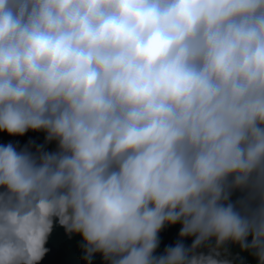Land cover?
Returning a JSON list of instances; mask_svg holds the SVG:
<instances>
[{
  "label": "clouds",
  "instance_id": "1",
  "mask_svg": "<svg viewBox=\"0 0 264 264\" xmlns=\"http://www.w3.org/2000/svg\"><path fill=\"white\" fill-rule=\"evenodd\" d=\"M0 131V264H264V0H0Z\"/></svg>",
  "mask_w": 264,
  "mask_h": 264
},
{
  "label": "trees",
  "instance_id": "2",
  "mask_svg": "<svg viewBox=\"0 0 264 264\" xmlns=\"http://www.w3.org/2000/svg\"><path fill=\"white\" fill-rule=\"evenodd\" d=\"M11 141L18 148L30 145L32 148L44 144V133L41 131H26L20 136H9L0 131V144ZM48 149H54L55 142L45 145ZM235 195V194H234ZM180 224L165 225L158 233V246L156 254L162 253L167 246L175 244L178 239ZM193 237L183 238V244L187 247L191 244ZM48 251L38 264H86L82 259L80 240L77 235H67L64 229L54 222L52 232L45 244ZM199 250H206L201 248ZM229 254L235 257V264H256V257L248 251H240L238 246H230ZM91 264H106L99 254H96Z\"/></svg>",
  "mask_w": 264,
  "mask_h": 264
}]
</instances>
